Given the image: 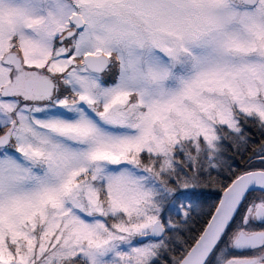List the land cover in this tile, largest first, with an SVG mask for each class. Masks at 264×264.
I'll use <instances>...</instances> for the list:
<instances>
[{"label":"snow or ice","instance_id":"snow-or-ice-1","mask_svg":"<svg viewBox=\"0 0 264 264\" xmlns=\"http://www.w3.org/2000/svg\"><path fill=\"white\" fill-rule=\"evenodd\" d=\"M0 264H264V0H0Z\"/></svg>","mask_w":264,"mask_h":264}]
</instances>
